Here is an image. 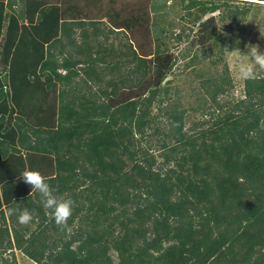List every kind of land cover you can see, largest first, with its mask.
Here are the masks:
<instances>
[{
	"label": "trees",
	"instance_id": "1",
	"mask_svg": "<svg viewBox=\"0 0 264 264\" xmlns=\"http://www.w3.org/2000/svg\"><path fill=\"white\" fill-rule=\"evenodd\" d=\"M188 1L194 24L218 8L216 0ZM6 3L23 18L25 0ZM161 9L155 0L122 5L128 15L108 31L98 20L54 16L45 50L34 51L39 64L27 59L30 42L15 47L4 32L0 62L10 67L0 71V126L5 111H34L7 101L25 100L31 83L47 94L59 89L57 107H46L48 128L14 113L17 146L2 138L10 128L1 129L0 176L14 179L9 192L19 195L0 210V255L12 256L0 264H18L14 250L35 264H264V68L244 79L238 100L228 98L226 66L203 80L200 119L187 126L180 94L161 85L176 65L164 28L151 22ZM23 152L35 153L58 200L74 201L66 225L16 174L14 157ZM23 207L33 213L28 224L11 211Z\"/></svg>",
	"mask_w": 264,
	"mask_h": 264
},
{
	"label": "rangeland",
	"instance_id": "2",
	"mask_svg": "<svg viewBox=\"0 0 264 264\" xmlns=\"http://www.w3.org/2000/svg\"><path fill=\"white\" fill-rule=\"evenodd\" d=\"M155 1L159 2V6L162 9L157 19L153 20L151 17V22L164 28L161 38L163 45H165L164 49H167L168 53L176 58V65L173 67L172 72H167L164 76L162 75L161 85H164L165 88L168 87L170 89L169 93L173 94L177 91L180 94L181 104L183 105L181 107L186 108L185 120L187 126L193 120L200 119L199 113L195 112L194 109L198 108V97L203 96L200 88L202 81L218 76L225 66L229 70L232 82V88L228 93L230 97L228 98L231 99L232 97L234 100L243 98L244 78L241 77L239 72L240 65L245 64L253 67L254 76L258 75L262 70L260 66L253 63L251 54L250 52L247 53V50L249 46H258L260 51L264 52V1L216 0L214 2L218 5V8L212 12H206L196 24L192 22L193 17L186 15L188 0ZM199 2H206V0H199ZM128 3L134 4L136 7L141 3V0H25L23 6L24 12H22L24 16L21 19L18 17L20 14L18 6H15V10L18 13L13 12L14 9L12 10L7 5L6 0H0V40L6 38L4 32L8 30V37H12L15 47H19L21 41L24 44L23 46L28 45L30 42L27 59L33 58L39 64L43 56L37 55L34 51L37 50L40 54L41 50H45V43L55 32L53 26H45L48 20L54 16L61 18L63 13L67 15L66 18L87 17L95 21L98 20L101 23V27H104L108 31L111 25L117 26V24L123 21V17L128 15H123L122 11H120V7ZM241 10L247 11L244 19L239 14L242 13L240 12ZM134 13L135 18L139 19L142 16L138 10ZM153 14L149 15L152 16ZM229 14L234 15L228 17ZM14 16H16V23L10 29L8 26ZM210 19L213 21L207 25ZM143 20H147V17L143 18ZM139 23H142V21ZM207 34H209L210 38ZM205 35L208 38L205 41H201ZM177 37H180V41ZM155 41H153L154 45ZM13 49L10 51V56L14 53ZM33 53H35L34 57H32ZM193 56H197L199 62L188 66L187 63L190 62ZM4 66L8 70L10 67V65H3L0 62L2 76L4 75L2 71ZM35 66L34 70H31L32 72L37 70L38 65L36 64ZM41 81L43 82V80ZM31 85H35V89H31L30 93L27 94L28 96L24 94L26 96L25 100L15 96L7 101L9 106H13L15 104L13 101L16 100L20 106L28 110L33 109L34 111L25 118V115L21 111L12 112L9 115L5 111L7 122L2 123L3 126H0V134L1 129L13 127L9 122H13L14 113L22 116L26 122L34 124V127L48 128L45 121L48 120L46 118H48L49 110L46 107H57L59 88L55 85L56 88L48 91L47 94L43 87H39L40 82H33ZM219 98L223 99L224 97L220 96ZM5 102L6 100L3 99V102L0 104L2 111L3 106H6L4 105ZM40 106L45 111L40 112ZM34 117L35 119H33ZM10 131L9 136L5 134L2 138L8 141L10 145L17 146L16 132L15 130L12 132L11 128ZM14 158L15 162L13 166L20 179L21 172L26 168L38 171L42 170L43 166L39 163L35 153L23 152L22 155ZM3 176H7L6 172L3 173ZM15 181L17 180L15 179ZM14 256L18 264H35L24 257L19 251H14ZM247 256L248 260L251 261L249 255ZM2 259L11 260L12 256L10 254L0 255V262Z\"/></svg>",
	"mask_w": 264,
	"mask_h": 264
},
{
	"label": "clouds",
	"instance_id": "3",
	"mask_svg": "<svg viewBox=\"0 0 264 264\" xmlns=\"http://www.w3.org/2000/svg\"><path fill=\"white\" fill-rule=\"evenodd\" d=\"M249 52L253 63L264 68V52H261L258 46H249L247 53ZM239 72L244 79H251L254 76V69L249 65L241 64ZM21 180L29 184L31 190L34 189L39 194L42 206L51 211L52 219L56 224H67L73 212V200H58L52 186L38 170L24 169L21 172ZM11 211L17 214L18 222L21 224H28L33 219V213L27 207L12 209Z\"/></svg>",
	"mask_w": 264,
	"mask_h": 264
},
{
	"label": "crops",
	"instance_id": "4",
	"mask_svg": "<svg viewBox=\"0 0 264 264\" xmlns=\"http://www.w3.org/2000/svg\"><path fill=\"white\" fill-rule=\"evenodd\" d=\"M13 180L14 179H10V177H8V176H4L1 179V176H0V210H3L6 208V206L8 204L7 201H5L6 199H9L11 201L14 199L15 196L18 197V195H19L18 191L9 192V189L16 186ZM10 183H13V184L11 186H8V184H10ZM14 251H16V250H14Z\"/></svg>",
	"mask_w": 264,
	"mask_h": 264
},
{
	"label": "bare ground",
	"instance_id": "5",
	"mask_svg": "<svg viewBox=\"0 0 264 264\" xmlns=\"http://www.w3.org/2000/svg\"><path fill=\"white\" fill-rule=\"evenodd\" d=\"M258 2V1H257Z\"/></svg>",
	"mask_w": 264,
	"mask_h": 264
}]
</instances>
